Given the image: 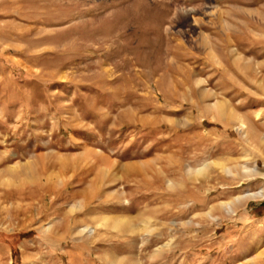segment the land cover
<instances>
[{
  "label": "rangeland",
  "instance_id": "374dc122",
  "mask_svg": "<svg viewBox=\"0 0 264 264\" xmlns=\"http://www.w3.org/2000/svg\"><path fill=\"white\" fill-rule=\"evenodd\" d=\"M244 165L264 0H0V264H245L264 198L220 206L264 187ZM102 215L130 224L78 233Z\"/></svg>",
  "mask_w": 264,
  "mask_h": 264
},
{
  "label": "bare ground",
  "instance_id": "6f19581e",
  "mask_svg": "<svg viewBox=\"0 0 264 264\" xmlns=\"http://www.w3.org/2000/svg\"><path fill=\"white\" fill-rule=\"evenodd\" d=\"M238 124H239V126H238L239 129L242 132H244L245 137H247V132L248 131L246 132L245 130L248 127H247L246 123L244 122V120H242V119L239 118ZM60 162H61V160L59 161V163ZM205 166L206 165H203V166H201L200 168H198V169H196L194 171L193 170H190V171H192L196 175H202L204 173V171H205ZM242 169L243 170H252V171H254V172H251L252 174L256 172L255 175H257V173H260V175H262L264 177V172L258 171L255 167H252V169H250L249 167H247L246 165H244L243 168L239 169V171H241ZM108 172H109V169L108 168L107 169H102L101 176H103V177L106 176L108 174ZM56 176L58 177V175H56ZM55 179H57V181L59 180V178H55ZM121 193L123 194V192H121ZM262 198H264V187L259 188L257 191H248V192L244 193L243 195L237 196L235 199H233L231 201L229 200L228 202L222 203L220 206H221V208H223V210L225 211L226 214L233 215V214H235L237 212V209L242 204L243 199L244 200H246V199H248V200H259V199H262ZM80 206L81 205H79V204H75L74 205V207H76V208H78ZM207 215H208V218L211 216L210 213H207ZM212 218H214V217H212ZM93 223H94V226H88V225L83 226L78 231V233L79 234H83V233H85V234H92V233H94L96 231L97 228H110V229H114V230H122L123 227H125L126 225H129L130 224V217H128V216L119 217V216L102 215V216H100L98 218H94L93 219ZM51 227H52V224L49 225L48 227H46V231H50L51 230ZM258 242H260V241H258ZM248 247H246V248H248ZM252 252H253V250H252ZM254 253L255 254L252 255L253 257H251L250 259L248 258L247 255H246L247 257H245V255L244 256L242 255L243 253L241 254L243 257H245V259L246 258L249 259V260L247 259V262L245 264H258L261 261V257L264 255V250L257 249L256 252H254ZM117 260L118 259H111V260L109 259V261H107V262H109L108 264H116L117 263Z\"/></svg>",
  "mask_w": 264,
  "mask_h": 264
}]
</instances>
